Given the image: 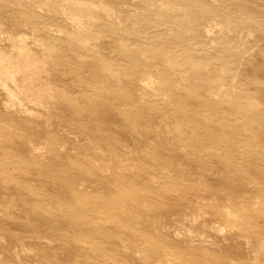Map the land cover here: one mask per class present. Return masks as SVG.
I'll return each instance as SVG.
<instances>
[{"label": "rangeland", "instance_id": "1", "mask_svg": "<svg viewBox=\"0 0 264 264\" xmlns=\"http://www.w3.org/2000/svg\"><path fill=\"white\" fill-rule=\"evenodd\" d=\"M72 1L74 0H0V25L5 30V33H0V50L4 53H11L14 58L17 53L12 50L13 39L9 38V33L16 37L26 35L27 43L39 56L43 50L42 41H46L48 45H67L70 50L67 51L64 47L58 50L61 53H58L59 56H67L63 65H68L69 72L57 64L56 59L50 60L49 82L65 92L64 96H58L54 100L56 109H41L25 103L23 109L35 110L32 116H8L5 106L10 99L0 85V264H116L115 261L122 259L121 254L115 255L114 248L122 243H127L133 250L146 253L151 246L165 242V238L160 239L162 234L167 237L169 232L171 239L184 237L183 217L179 210L161 216L150 215L156 206H152V202L160 201L164 205L169 203L168 200L159 198L158 194L150 199L147 193L137 197V201L146 198L145 205L149 208L143 203V206L140 205L136 210H130L132 213L129 215L126 213L125 217L119 214L118 218L111 217L112 210L119 213V206L126 203L125 196L129 190L124 182L133 181L139 184L147 180L145 175H148L146 172L149 170L141 169L142 162L137 154L146 156L151 154V150L138 136V133H143L135 127L140 123L131 121V109L124 105L122 107L129 110L128 114L110 107L104 120L111 135L123 143L115 148L98 145L88 137L84 128L76 127L79 125L74 123L75 119L91 122V125L96 120L94 108L86 107L91 98L97 99L90 87L96 86L95 83L100 79L92 66L101 67L105 61H109L113 68L120 72V80L124 81L128 77L122 72L130 74L134 67H139L138 64L135 65L136 62L152 64L155 58H151L149 52L153 45L158 43L165 47L161 57L171 73L177 74V68L167 61L170 57L183 60L184 53L180 54L183 49L190 52L191 58L221 69L223 59L220 54L214 52V48L222 49L224 40L217 38V35L222 34L241 40L247 47L250 63L244 62L241 65L237 71L238 78L256 80L260 82L259 85L264 86V34L239 33L231 24L219 20L220 25L214 26L211 37L202 36L196 41H189L191 36H186L180 41L178 33L187 32V24L199 18L195 17L192 0L75 1L79 6L71 3ZM232 1L238 0H216L214 4L208 0L205 5L199 6L198 10L200 12L199 8L209 6L223 9ZM239 1H242L244 6L264 14V0ZM183 10L191 14L190 20L177 21V16H181ZM153 13L155 18L147 19ZM218 14L221 16L216 15L219 16L217 19L226 20L225 17H228L219 12ZM72 16H81L85 22L89 18L91 20L88 26L85 25L79 30L68 20ZM171 34H174L172 38ZM165 39L169 43L162 42ZM174 39L176 41H173ZM133 56L137 58L134 59ZM79 57L82 59L79 60ZM82 63L89 68L78 66ZM122 67L126 68L122 70ZM229 68L228 64L225 65L226 75L229 74ZM193 83L191 79L180 80L178 89L183 94H191ZM221 90L227 91L228 88L223 87ZM138 93H144L147 97L154 96L158 102L166 94L160 88L147 91L141 89ZM25 99L23 96L22 100ZM259 109H263L262 105ZM253 114L254 112H248L243 119L249 118L257 125H264L263 116ZM216 115L210 116L211 122L214 121L213 125L218 118ZM27 117L31 122L25 124L22 121ZM69 119H72V122ZM253 130L259 131L257 127ZM170 136L172 138L173 134L156 135L154 143L160 144L162 139L170 143ZM122 145L126 146L123 151H135L137 154L131 157H116L114 153L119 151ZM60 161H67L68 165L60 167L70 169L74 174L70 175L54 168L59 166L56 162ZM92 166L102 172L93 170ZM107 167L113 171L105 172ZM123 167H134L136 171L121 172L119 168ZM208 167L209 171H200L197 168L195 174L204 175L205 182L210 186L211 210L218 214L215 219L217 225H227L226 220L220 217L221 210L230 209L234 214L235 204L244 203V200L250 204L261 202L260 193L255 192V185L251 183L247 193L235 199L231 198L228 195L229 182L223 180L225 167L221 164ZM158 171H149L151 175L157 176L158 189L170 191L176 185V173ZM254 173L264 182V174ZM8 180L14 184L8 185ZM77 198L97 199L99 202L88 219L72 202V199ZM77 221L83 228L81 231L69 226V223L77 224ZM162 223L165 230L160 226ZM83 230L91 231L94 242L88 241L86 234H82ZM227 232L229 241L235 242L236 231ZM86 242L93 244L91 248L86 247ZM190 244L200 246L198 241ZM223 252L228 253V250L224 249ZM244 252V248L238 246L234 253L246 260ZM129 253L135 261H139L143 256L142 253ZM257 261L258 264H264V258Z\"/></svg>", "mask_w": 264, "mask_h": 264}, {"label": "bare ground", "instance_id": "2", "mask_svg": "<svg viewBox=\"0 0 264 264\" xmlns=\"http://www.w3.org/2000/svg\"><path fill=\"white\" fill-rule=\"evenodd\" d=\"M75 1L77 0L71 3L79 6V3ZM206 1L208 2V0H192L191 5L195 10V17L199 16V18L187 24V32L178 33L180 41H183L186 36H191L189 41H196L202 36L211 37L214 33V26L220 25L219 20L231 24L239 33L264 34V14L262 12L259 13L244 6L239 0L232 1L228 7L223 9L209 6L208 8H199V12L198 7L205 5ZM212 1L209 0L214 4L216 0ZM218 12L224 14L222 16L228 15L225 17L226 20L217 19L219 16L216 15H220ZM154 16L153 13L147 19L151 20L155 18ZM190 18L191 14L184 11L181 16H177L176 20L181 21L182 19L186 22ZM68 20L81 30L85 25H89L91 18L85 22L81 16H72ZM144 21L142 20V22ZM4 31L0 25V33H5ZM9 34V38L13 39L12 50L17 52L15 58L11 56V53H4L0 50V85L10 99L5 106L8 116L13 114L32 116L35 110L23 109L25 103L41 109L43 107L56 109L54 100L58 96H64L65 92L49 82V65L50 60L56 59V63L68 71V65H63L67 56L61 57L58 54L60 53L59 48L63 47L70 51L68 46L58 43L54 45L49 42L48 45L46 41H42L43 50L39 56L27 43L26 35L16 37ZM173 35L170 37L172 38ZM163 36L165 37L164 34ZM217 38L224 40L222 49L214 48V52L222 56L223 66L221 69L191 58L190 52L183 49L180 54L184 53V61L179 57H170L167 61L172 67L177 68V74L171 73L170 69L163 64L164 60L161 57L165 47L158 43L153 45L149 52V56L155 58L152 64L136 62L135 65L138 64L139 67H134L129 72L130 74L122 72L128 77L124 81L120 80V75H118L120 72L113 68L109 61H105L101 67L92 66L100 79L98 83H95L96 86L90 87L97 99L91 98L86 107L94 108L96 120L91 125V122L89 124L82 119H75L74 123L79 125L76 127L84 128L88 137L96 141L98 145L115 148L123 143L115 136L113 137L107 129V122L104 121L106 113L110 107H114L115 110L128 114L129 110H125L122 105L129 107L131 121L140 123L135 127L143 132L138 133V136L145 141L151 154L143 156L135 151H123L126 146L122 145V148L119 151L116 150L114 155L116 157H131L133 154H137L142 162L141 169L150 172L164 170L163 172L176 173L174 183L178 184V186L174 185L170 191L158 189L157 176L151 175L149 171L146 172L148 175H145L147 180L144 182H139V184L133 181L124 182L129 190L125 196L126 203L119 206V213L112 210L111 217L118 218L117 214L125 217L126 213L128 215L132 213L130 210H136L140 205L143 206V203L145 205L146 198L145 201L143 198L137 201V197L146 193L149 195V199L158 194L159 198L162 197L163 200L169 201L165 205L160 201L152 202V206L156 205V210L153 208L155 212L152 211L150 215L161 216L179 210L183 217L184 232H182V236L184 237L171 239L169 232L167 237L162 234L160 239L165 238V242L151 246L146 253L133 250L127 243H122L119 247L114 248L115 255L120 256L121 254L122 259L115 261L116 264H258L257 260L264 258V182L261 181L259 175L254 173L264 174V125H257L249 118L243 119V117L246 118L248 112H254V116H263L264 120V86L259 85L260 82L256 80L238 78L237 71L241 65L244 62L250 63L247 47L243 45V42L222 34L217 35ZM167 39L162 42H167ZM47 45L48 49H46ZM139 56L141 57V54ZM132 58L136 59L137 57L133 56ZM83 60L85 59L83 58ZM227 64L230 66L227 70L228 75L224 70ZM78 66L89 68L84 63ZM93 70L91 73L94 72ZM188 79L194 81L191 86L192 93L183 94L178 89V82ZM221 87H226L228 90L222 91ZM156 88H160L166 93L159 102L154 96L147 97L144 93L142 95L138 93L141 89L147 91ZM23 96L26 98L25 100H22ZM261 105L263 109L260 110ZM10 109L15 111L9 112ZM214 114L218 115L215 125H213L214 121L210 120V116ZM69 120L72 122V119ZM22 122L27 124L31 121L27 117V119L23 118ZM255 127L259 131L253 130ZM170 133L173 134L172 138L170 136V143L165 139H162L160 144L154 143V136ZM56 164L59 166L54 165V168L70 175L74 174V171L60 167L68 165L67 161L56 162ZM218 164L225 167L223 180L229 182L228 195L231 198L235 199L241 197L245 192L247 193L250 183L255 185V192L260 193L262 197L259 204H250L247 199V202L244 200V203L235 204L234 214L230 209L221 210L222 215L219 216L226 220V226L216 224L215 219L218 218V214L211 210L210 186L205 182L204 175L195 174L197 168L200 171L202 169L209 171L208 165ZM92 169L102 172L94 166ZM119 170L121 172L136 171L134 167H123ZM109 171L113 170L109 167L105 168V172ZM7 182L8 185L14 184L9 180ZM109 201L111 200L109 199ZM72 202L86 219L91 217L93 208L99 203L97 199L87 200L86 198L72 199ZM145 207L149 208L147 205ZM71 220L70 222H73ZM78 222L77 224L69 223V226L81 231L83 228L81 224L79 226ZM160 226L165 230L164 223ZM226 228L236 231L235 242L229 241ZM82 232V234H86L88 241L94 242L91 231L83 230ZM195 241H198L200 246L190 244ZM85 244L89 248L93 245L87 242ZM238 246L245 250V261L239 254L235 255L234 253ZM224 249H227L228 253H224ZM130 251L142 253L143 256L139 261H135L132 259L133 255L129 253ZM98 264L101 263L98 262Z\"/></svg>", "mask_w": 264, "mask_h": 264}]
</instances>
